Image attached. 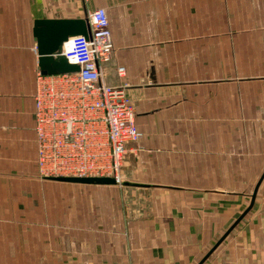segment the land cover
<instances>
[{
  "label": "crops",
  "instance_id": "0c3cea01",
  "mask_svg": "<svg viewBox=\"0 0 264 264\" xmlns=\"http://www.w3.org/2000/svg\"><path fill=\"white\" fill-rule=\"evenodd\" d=\"M100 7L105 79L125 84L143 133L122 188L148 194L125 222L116 184L41 178L36 163L33 22ZM263 172L264 0H0V264H197L213 246L198 235L220 237ZM202 264H264V178Z\"/></svg>",
  "mask_w": 264,
  "mask_h": 264
},
{
  "label": "built area",
  "instance_id": "2783aa9c",
  "mask_svg": "<svg viewBox=\"0 0 264 264\" xmlns=\"http://www.w3.org/2000/svg\"><path fill=\"white\" fill-rule=\"evenodd\" d=\"M90 35L63 42L62 54L79 66L75 72H35L34 116L36 163L41 178L109 177L122 185L128 143L143 133L125 84L111 85L105 65L113 56L106 9L87 14ZM119 77L125 68L117 67Z\"/></svg>",
  "mask_w": 264,
  "mask_h": 264
},
{
  "label": "water",
  "instance_id": "95a60500",
  "mask_svg": "<svg viewBox=\"0 0 264 264\" xmlns=\"http://www.w3.org/2000/svg\"><path fill=\"white\" fill-rule=\"evenodd\" d=\"M32 32L36 42V53L38 56L37 63L42 74L51 75L65 72H75L79 69L77 64L69 63L67 61L66 57L62 54V47L63 42H65L71 36L83 35L84 37H88L90 35V28L87 18L35 19L33 22ZM263 178L264 172L253 190L248 206L217 239V241L197 262V264H202L208 258V256L217 248V246L228 236L230 231L252 208L257 188ZM50 179L86 184H115L114 180L109 177H50Z\"/></svg>",
  "mask_w": 264,
  "mask_h": 264
},
{
  "label": "rangeland",
  "instance_id": "374dc122",
  "mask_svg": "<svg viewBox=\"0 0 264 264\" xmlns=\"http://www.w3.org/2000/svg\"><path fill=\"white\" fill-rule=\"evenodd\" d=\"M118 190L117 193H119L122 197L121 198V202L119 205V209H120V221H124L127 218L126 216L129 215L130 211L132 210V208H141V205L143 203V201H146V198L143 197V195L148 194L144 193V191L142 192V190H127L122 188V185H117V187L115 188ZM99 193H103V194H110L111 192L109 191H83L82 190V196H89V195H100ZM136 198H140V201ZM98 199V198H97ZM103 201L102 202H98V203H103V208L104 210H109L108 206L106 205L107 200L106 197L103 196ZM106 205V206H105ZM122 217V220H121ZM200 241V245H204L207 247L212 246L216 240L219 238V233L218 234H211V233H207V234H202V235H198L197 237Z\"/></svg>",
  "mask_w": 264,
  "mask_h": 264
}]
</instances>
